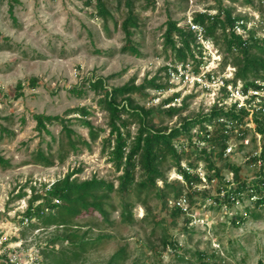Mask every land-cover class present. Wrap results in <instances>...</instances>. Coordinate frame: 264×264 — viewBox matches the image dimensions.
Wrapping results in <instances>:
<instances>
[{
  "label": "rangeland",
  "instance_id": "obj_1",
  "mask_svg": "<svg viewBox=\"0 0 264 264\" xmlns=\"http://www.w3.org/2000/svg\"><path fill=\"white\" fill-rule=\"evenodd\" d=\"M220 1L232 7L234 15L253 17L254 28L264 35L261 13L247 7L245 0ZM252 1L254 8L262 10L264 14V0ZM154 2L153 6L145 9H139L143 1L136 3L140 25L135 29L134 39L143 56L135 57L118 51L123 43L121 21L125 9L121 6L120 10H116L113 0L107 1L113 18L106 23L91 16L93 8L86 7L79 0H18L12 3L10 0H0V127L8 129V132H0V154L9 160L8 166H0V236L1 240L16 238L5 248L9 257L15 254L25 259L27 254L33 253L42 264H108L112 255L122 250V257L117 264H192L196 260L193 250L197 248L214 252L221 264H264V210H260L257 218L250 215L242 225L235 227L230 221L231 213L209 208L208 201L200 207L198 203L202 201L203 195L194 196L192 211H189L192 221L187 228H184L183 217H179L175 224L170 222L168 206L171 196L167 197L165 206L152 191L143 192L138 198L130 196L134 202L131 208L132 221L124 222L120 214L122 197L117 189L103 199L108 210L107 219L98 211H92L79 214L69 224L44 226L36 221H32L35 225L16 224L19 214L27 207L31 186L39 192L43 184H51L72 170L79 169L72 176L77 181L94 176L113 182L116 188L118 172L101 154L100 139L91 141L88 129L78 124H72L70 128L87 138L90 148L78 145L79 151H74L60 124L48 125L55 137V141H52L51 164L38 163L35 152L41 137L34 129L32 115L44 113L63 116L70 107L86 105L92 110L89 119L100 130L101 137L108 133V118L106 111L98 107V95L89 91L84 97L76 98L68 93L69 86L87 77L105 78L117 72H121V75L108 79L109 86H121L131 77L136 84L153 76H157L159 82H164L167 77L160 70L167 63L162 49L164 22L170 17L179 24H186L193 12L217 5V1ZM10 4H13L12 15L9 12ZM209 42L206 45L208 48L203 46V63L209 67L215 66L217 63L214 58L218 54L220 63L216 69L221 71L222 50ZM94 48L111 53L96 54L93 53ZM227 67L233 66L227 63L223 69L226 72ZM30 76L39 78L38 85L35 88L25 86L23 95L15 96L16 82ZM171 83L176 87L167 91L148 89V94L154 96L152 100L139 94L132 96L145 108L157 107L171 92L181 90L182 95L197 94L188 100V106L182 114L210 110L212 99L205 90L199 86L188 87L174 80ZM179 102L177 100L175 105L178 106ZM155 114L156 122L161 120V126H172L177 121L176 116L167 118L157 111ZM129 127L134 135L136 124L130 123ZM255 137V141L249 140L242 150L234 138L230 140L234 151L225 160L241 167V178L254 179L256 176L257 167L245 164L243 159V153L259 149L260 136ZM47 140L50 137L45 135ZM59 146L65 155L63 161L59 160ZM41 148H46L45 142H41ZM223 163V160H219L215 165L222 167ZM164 169L168 180L177 177L172 167ZM221 172L227 180H232L228 169L223 168ZM157 184L160 186L162 183L157 181ZM216 186L217 181H213L199 188L207 194H213ZM240 208L233 210L239 212ZM64 235L68 236L65 240L49 241L51 237ZM166 239L175 240L181 249L173 250L168 241L164 244Z\"/></svg>",
  "mask_w": 264,
  "mask_h": 264
},
{
  "label": "trees",
  "instance_id": "obj_2",
  "mask_svg": "<svg viewBox=\"0 0 264 264\" xmlns=\"http://www.w3.org/2000/svg\"><path fill=\"white\" fill-rule=\"evenodd\" d=\"M10 1L18 2V0ZM79 1L86 7L93 8L91 16L105 23L113 18V13L107 5L108 0ZM113 1L116 10H120L121 6L125 9L121 21L124 37L118 51L142 57L143 53L134 39L135 29L140 25L136 3L143 1L139 9H145L153 6L154 0ZM215 1L217 5L206 6L203 11L193 12L191 22L202 28L204 40L211 41L222 50L221 71L229 62L234 67L233 77L225 79V83L237 85L240 82L244 92L251 88L264 94V35L259 34L253 24L250 27L247 26L253 17L234 15L232 7L223 5L220 0ZM244 4L261 13L264 19L263 11L254 8L252 0H245ZM12 8L13 4H10L11 15ZM210 10L215 12L211 13ZM104 26L106 27V24ZM162 39V49L167 60L160 69L167 77L164 82H159L158 77L153 76L144 78L141 83L136 84L131 77L121 86H109L108 79L121 75V72H117L105 78L87 77L67 88L68 93L76 98L84 97L89 91L98 95V107L106 111L108 118V133L105 136L99 137L100 130L89 119L92 110L86 105L70 107L64 111L63 116L44 113L32 115L35 121L34 129L41 137L35 152L38 163L51 164L52 141H55V137L48 129V125L60 124L69 146L74 151H79L78 145L90 148L91 144L87 138L76 134L70 128L72 124H78L88 129L91 141L100 139L101 154L118 172L117 186L115 188L113 182L94 176L77 181L72 176L79 169L66 173L51 184H43L39 192L31 186L27 207L19 214L16 220L17 226L26 223L35 225L32 221L44 226L69 224L79 214H89L92 211H98L104 219H107L108 210L103 199L114 189H117L122 197L120 214L124 222L132 221L131 208L134 202L130 196L134 195L138 198L143 192L150 191L154 192L165 206L168 196L172 199L181 196L186 198V210L176 205L168 206L170 222L175 224L179 217H183L184 228H187L192 221L189 211H192L191 205L194 204V196L197 195L204 196L198 203L200 207L208 201L209 208L231 213L230 221L235 227L242 225L250 215L252 218H257L260 210H264V96L258 103L254 102L253 96L246 101V106H238L237 102L226 106L223 103L228 94L223 88L208 112H197L191 115L182 113L188 106V100L197 94L182 95L181 90L171 92L157 107L145 108L139 105L133 94H139L143 98L149 97L152 100L154 96L148 94V89L162 92L176 87L170 81L167 72L168 64L176 69L178 64L185 67V64L189 63L193 70L198 71L205 63L204 47L197 38V32L191 30L189 24H179L177 20L168 17L164 22ZM93 53L110 54L111 52L94 48ZM38 81L39 78L36 76L18 80L14 86L15 96H22L25 86L35 88ZM177 100H180L178 106L175 105ZM156 111L167 118L176 116V123L172 126H161V120L156 122ZM66 115L70 117L65 118ZM250 121L254 125L253 128L246 125ZM130 123H135L137 126L134 135L131 134ZM0 128V132H8L7 128L2 126ZM250 133L251 141H255L256 134L260 135L259 149L243 153L244 163L257 167L254 179L241 178L239 176L241 167L230 160H225L228 155H224L226 146L231 143V138L240 144L239 149L242 150L245 145L241 140L243 137H249ZM45 135H48L50 140L45 141ZM41 142L46 144L44 150L41 148ZM58 153L59 160L63 161L65 155L61 146ZM219 160L224 161L222 167L215 165ZM8 165L9 160L0 154V166ZM167 166L172 167L180 178L168 180L164 169ZM223 168L229 170L232 180H227L223 176L221 172ZM198 169L203 172L202 177ZM157 181H161L162 184L159 186ZM213 181H217L213 194L200 190V185ZM238 207H241L239 212L233 210ZM72 235L75 238L78 237L77 234ZM66 238L68 236H54L49 241ZM14 240L16 238L1 241L0 264H19L11 261L5 250L6 246ZM167 241L173 250L181 249L175 240L166 239L164 244H167ZM193 256L196 260L192 264H221L214 252L209 253L196 248L193 250ZM121 257L122 250H119L112 255L108 264H117Z\"/></svg>",
  "mask_w": 264,
  "mask_h": 264
},
{
  "label": "built area",
  "instance_id": "obj_3",
  "mask_svg": "<svg viewBox=\"0 0 264 264\" xmlns=\"http://www.w3.org/2000/svg\"><path fill=\"white\" fill-rule=\"evenodd\" d=\"M250 23H255V19L251 22L247 23V26L249 27ZM187 24L190 25V29L197 32V38L202 43L204 47H207V43L210 44L209 41L204 40L202 36V28L196 24H193L191 22V19L187 21ZM208 48V47H207ZM212 55H215L213 53ZM216 63H220V56L217 54L216 58H214ZM217 64L213 67H209L208 64H202L198 71H195L191 68V64L187 63L185 64V67H183L181 64H178L176 66V69H173L171 65L168 64L167 72L170 77V81L174 80L179 84L188 86V87H194L199 86L201 90H205L207 92V96H210L212 99V104L216 100V98L222 93V89L225 88L224 92L228 94L226 99L224 100L223 105H229L232 102H237L238 106H246V101L249 100L251 97L254 96V102L258 103L261 101V98L264 96V94H260L257 90H253L251 88H248L245 92L241 89V83L238 82L237 85H233L231 83H225V79H230L233 77L234 67H227L228 72L225 70L218 71L216 69ZM232 71V72H231ZM229 73L230 75H228ZM222 104V103H221ZM248 127L253 128V123L250 121L246 124ZM237 134H241V132H237ZM256 136H260L259 134H256ZM241 142L245 145L249 143V137H243ZM235 145V144H234ZM233 149V144L230 143L225 148L224 155H229ZM255 167V166H253ZM199 175L202 177L203 172L201 169L197 170ZM180 178V176H177ZM179 206L183 210L187 209V200L184 196L178 197L177 199H171L170 200V206ZM1 237H0V243H1ZM10 260L19 264H42L41 261L33 254L29 253L27 254V257L25 259H22L21 257H18L17 255L13 254L10 257Z\"/></svg>",
  "mask_w": 264,
  "mask_h": 264
}]
</instances>
